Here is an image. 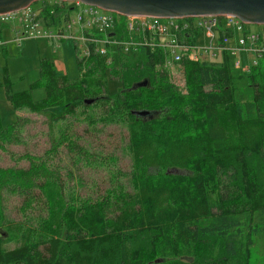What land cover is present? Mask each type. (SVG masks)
<instances>
[{"label": "trees", "instance_id": "1", "mask_svg": "<svg viewBox=\"0 0 264 264\" xmlns=\"http://www.w3.org/2000/svg\"><path fill=\"white\" fill-rule=\"evenodd\" d=\"M39 5L37 19L48 28L57 7ZM7 27L0 22V33ZM180 35L190 44L198 32ZM164 59L159 49L76 56L78 77L69 80L40 58L30 85L42 88L38 100L0 82L13 112L44 117L49 135L46 158L25 155L16 160L27 168H0V264H252L250 244L264 240V57L243 70L226 53L183 56L174 64L180 87L170 83ZM106 78L119 86L112 94ZM18 118L0 124L3 152L22 140ZM98 124L125 128L132 165L123 174L128 190L114 172V185L92 200L79 197L70 173L60 176L50 160L62 146L72 163L92 164L97 157L71 129ZM3 191L24 197L22 217L34 205L43 216L8 221Z\"/></svg>", "mask_w": 264, "mask_h": 264}, {"label": "rangeland", "instance_id": "2", "mask_svg": "<svg viewBox=\"0 0 264 264\" xmlns=\"http://www.w3.org/2000/svg\"><path fill=\"white\" fill-rule=\"evenodd\" d=\"M39 6V2H35L29 6L28 10L37 13L39 12ZM10 21L7 28L11 27L13 23L16 25L15 19ZM41 24L38 23L39 28ZM245 26L247 29L254 31L259 28V25L246 24ZM21 31L22 29L18 27L5 36H0V82L6 79L11 92L30 91L33 100L43 97L42 88L31 89L30 87L37 79L38 60L40 58H49L55 61V69L64 73L69 80L78 77L76 67L77 47L74 41L61 40L51 44L50 42H44L41 36L20 38L19 32L21 33ZM14 33H16V37ZM201 42L203 43L202 38L197 43L201 44ZM201 58L207 59L204 56H201ZM238 59L242 65L245 63L244 55L239 54ZM251 59L252 57L248 55L246 62ZM179 72L178 66L172 67L168 71L170 83L178 87L182 86ZM106 88L112 94L119 86L116 82L107 79ZM246 94L249 95V93ZM15 117H19L20 121L23 119L25 122L19 133L22 140L17 145H5V152L0 150L1 169L27 168V162L16 159L25 155L45 157L44 153L49 149L48 126L44 117L27 111L13 112L10 104L5 99L3 87H0V124L4 126L13 121ZM71 130L76 137L77 145L87 148L93 155V159L97 157L90 165H86L85 162L74 164L71 162L66 150L61 146L58 148L56 155L51 158V165L61 169L60 176H64L66 172L70 173L69 186L77 191L76 194L81 198L97 199L104 194L106 189L114 185L111 178V174L114 172H116L117 184L128 190V183L123 174L130 171L132 161L124 155V147L127 145L128 140L125 128L116 124H98L96 129L91 131H87L84 125H75ZM172 170L169 169L168 171ZM172 174L187 175V172L176 170ZM23 200L24 197L3 191V213L8 221L17 223L25 220L29 224L38 216H43L44 213L41 209L34 205L22 217L19 209ZM249 248L252 264H264L263 238L261 236L255 237Z\"/></svg>", "mask_w": 264, "mask_h": 264}, {"label": "built area", "instance_id": "3", "mask_svg": "<svg viewBox=\"0 0 264 264\" xmlns=\"http://www.w3.org/2000/svg\"><path fill=\"white\" fill-rule=\"evenodd\" d=\"M45 1L50 6L57 7V11L50 12L52 19L47 29L41 28L42 24L37 19L38 12L29 11V7L0 16V22L15 19L21 23L20 38L41 36L45 42L52 44L61 40L74 41L76 56L83 59H89L93 55H124L159 49L165 57L163 68L171 70L183 56L190 60H213L221 53H226L233 58L235 69L247 70L257 59L264 57V25H259L256 31L250 30L231 16L192 19L122 17L79 1ZM38 23L41 24L40 28ZM52 27L54 29L50 30ZM218 30L221 33L220 39L217 36ZM188 31L198 32V36L190 44L179 40L180 34ZM14 34L16 37V33ZM121 34L124 35V40H119ZM200 37L203 39L202 44L197 43ZM239 54L252 57L243 64L244 68L238 59Z\"/></svg>", "mask_w": 264, "mask_h": 264}, {"label": "water", "instance_id": "4", "mask_svg": "<svg viewBox=\"0 0 264 264\" xmlns=\"http://www.w3.org/2000/svg\"><path fill=\"white\" fill-rule=\"evenodd\" d=\"M44 0H0V16L28 8ZM79 1L122 17L156 19H192L208 16H231L243 24L264 25V0H57ZM145 82L136 84L140 87ZM90 100L85 103H90ZM146 116L148 112H134ZM175 172L176 170H172ZM167 171V173H173ZM158 260H155L157 262Z\"/></svg>", "mask_w": 264, "mask_h": 264}, {"label": "crops", "instance_id": "5", "mask_svg": "<svg viewBox=\"0 0 264 264\" xmlns=\"http://www.w3.org/2000/svg\"><path fill=\"white\" fill-rule=\"evenodd\" d=\"M15 21H16V25L13 23V24H11V25H12L11 27L2 30L1 33H0V36H1V35L5 36L8 32H12L15 28H18V27L22 29V27H21L22 24L19 23L17 20H15ZM55 27H56V25H55ZM41 28L47 29L46 27H43V26H41ZM49 29L51 30V29H54V28L52 27V28H49ZM199 39H201V37L198 38V40H199ZM40 40L43 41L42 39H40ZM198 40H197V41H198ZM44 42H45V41H44ZM46 43H47V42H46ZM51 44H52V43H51ZM201 44H202V42H201ZM244 56H245V55H244ZM247 56H248V55L245 56V60H244V62L247 61V60H246V59H247ZM248 61H249V60H248ZM54 63H55V61H53V64H54ZM241 67L244 68V66H243L242 64H241ZM54 68H55V65H54ZM57 71H58V70H57Z\"/></svg>", "mask_w": 264, "mask_h": 264}]
</instances>
